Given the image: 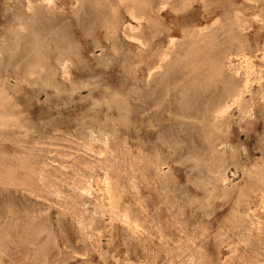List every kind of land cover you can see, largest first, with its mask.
Wrapping results in <instances>:
<instances>
[{
	"label": "rangeland",
	"instance_id": "374dc122",
	"mask_svg": "<svg viewBox=\"0 0 264 264\" xmlns=\"http://www.w3.org/2000/svg\"><path fill=\"white\" fill-rule=\"evenodd\" d=\"M263 45L264 0H0V264H264Z\"/></svg>",
	"mask_w": 264,
	"mask_h": 264
},
{
	"label": "bare ground",
	"instance_id": "6f19581e",
	"mask_svg": "<svg viewBox=\"0 0 264 264\" xmlns=\"http://www.w3.org/2000/svg\"><path fill=\"white\" fill-rule=\"evenodd\" d=\"M49 1H50V0H49ZM44 2H45V0H44ZM64 2H65V1H64ZM32 3H33V2H32ZM48 3H49V2H48ZM157 3H158V2H157ZM160 4H161V3H160ZM160 4H159V6H160ZM35 5H36V4H35ZM78 5H80V4H78ZM161 5H162V4H161ZM63 6H64V5H63ZM135 6H136V5H135ZM157 6H158V5H157ZM155 8H156V7H155ZM76 9H77V7H76ZM156 9H157V8H156ZM160 9H161V8H160ZM36 13H37V12H36ZM135 14H136V13H135ZM35 15H36V14H35ZM135 16H136V15H135ZM143 16H144V15H143ZM160 16H161V15H160ZM217 17H218V16H217ZM231 17H232V16H231ZM37 18H38V17H37ZM240 18H241V17H240ZM138 20H139V19H138ZM243 20H244V19H243ZM236 21H237V20H236ZM244 21H245V20H244ZM33 22H34V21H33ZM33 22H32V23H33ZM137 22H138V21H137ZM230 22H231V21H230ZM246 22H247V21H246ZM30 23H31V22H30ZM222 23H223V22H222ZM233 23H234V22H233ZM23 24H24V23H23ZM25 24H26V23H25ZM25 24H24V25H25ZM137 24H138V23H137ZM226 24H227V23H226ZM231 24H232V23H231ZM28 25H29V24H28ZM142 25H145V24L142 23ZM252 25H253V24H252ZM21 26H22V25H21ZM31 26H32V25H31ZM222 26H224V25H222ZM229 26L231 27V25H229ZM250 26H251V25H250ZM22 27H23V26H22ZM123 27H124V26H123ZM224 27H225V26H224ZM232 27H233V26H232ZM237 27H238V26H237ZM248 27H249V26H248ZM252 27H253V26H252ZM25 29H26V28H25ZM27 29H28V28H27ZM27 29H26V30H27ZM129 29H130V28H129ZM214 29H216V28H214ZM235 29H236V28H235ZM59 30H60V29H59ZM127 30H128V28H127ZM130 30H131V29H130ZM233 30H234V29H233ZM244 30H245V29H244ZM226 31H227V30H226ZM33 32H34V31H33ZM130 32H132V31H130ZM224 32H225V31H224ZM232 32H233V31H232ZM250 32H252V31H250ZM34 33H35V32H34ZM37 33H38V32H37ZM61 33H62V32H61ZM64 33H66V32H64ZM127 33H128V32H127ZM144 33H145V32H144ZM206 33H207V32H206ZM246 33H247V32H246ZM18 34H19V32H18ZM18 34H16V35H18ZM22 34H23V32H22ZM46 34H48V33H46ZM59 34H60V33H59ZM125 34H126V33H125ZM134 34H135V33H134ZM145 34H146V33H145ZM204 34H205V33H204ZM20 35H21V34H20ZM25 35H26V33H25ZM33 35H34V34H33ZM36 35H37V34H36ZM36 35H35V36H36ZM55 35H56V34H55ZM57 35H58V34H57ZM65 35H67V34H65ZM65 35H63V36L65 37ZM171 35H172V34H171ZM253 35H254V34H253ZM23 36H24V35H23ZM51 36H52V34H51ZM61 36H62V35H61ZM129 36H131V35H129ZM133 36H134V35H133ZM136 36H138V35H136ZM212 36H213V35H212ZM36 37H37V36H36ZM56 37H57V36H56ZM206 37H207V36H206ZM233 37H235V36H233ZM236 37H237V36H236ZM51 38H52V37H51ZM54 38H55V37H53V39H54ZM59 38H60V36H59ZM172 38H173V37H172ZM216 38H217V37H216ZM203 39H204V38H203ZM51 40H52V39H51ZM140 40H141V39H140ZM148 40H149V39H148ZM57 41H58V40H57ZM57 41H56V42H57ZM137 41H138V40H137ZM141 41H142V40H141ZM44 42H45V41H44ZM47 42H48V40H47ZM47 42H46V43H47ZM239 42H240V41H239ZM40 43H41V42H40ZM58 43H59V42H58ZM142 43H143V41H142ZM161 43H162V42H161ZM161 43H160V45H161ZM228 43H230V42H228ZM228 43H227V45H228ZM9 44H10V43H9ZM11 44H12V43H11ZM162 44H163V43H162ZM169 44H170V43H169ZM197 44H199V43H197ZM218 44H219V43H218ZM230 44H231V43H230ZM22 45H23V44H22ZM42 45H44V44H41V46H42ZM49 45H50V44H49ZM51 45H53V43H52ZM139 45H140V44H139ZM143 45H144V44H142V46H143ZM157 45H158V44H157ZM179 45H180V44H179ZM185 45H186V44H185ZM189 45H190V44H189ZM222 45H223V44H222ZM224 45H225V42H224ZM235 45H236V44H235ZM235 45H234V46H235ZM8 46H9V45H8ZM18 46H20V45H18ZM18 46H17V47H18ZM23 46H24V45H23ZM32 46H34V45H32ZM32 46H31V47H32ZM37 46H38V47H41L40 45H36V47H37ZM45 46H46V45H45ZM176 46H177V45H176ZM183 46H184V45H183ZM240 46H241V45H240ZM13 47H14V46H13ZM43 47H44V46H43ZM43 47H42V48H43ZM52 47H53V46H52ZM57 47L60 48L59 45H58ZM163 47H164V46H163ZM189 47H190V46H189ZM263 47H264V45H263ZM32 48H33V47H32ZM34 48H35V47H34ZM46 48H47V47H46ZM172 48H173V47H172ZM227 48H228V47H227ZM10 49L12 50V48H10ZM14 49H15V47H14ZM50 49H51V48H50ZM66 49H67V48H65V50H66ZM159 49H160V46H159ZM220 49H221V48H220ZM223 49H226V48H223ZM223 49H222V50H223ZM229 49H230V48H229ZM235 49H236V48H235ZM6 50H7V48H6ZM15 50H17V49H15ZM39 50H41V48H40ZM52 50H53V49H52ZM56 50H57V49H56ZM60 50H61V49H60ZM60 50H59V51H60ZM185 50H186V49H185ZM226 50H228V49H226ZM13 51H14V50H13ZM13 51H11V52H13ZM35 51H36V49H35ZM43 51H44V50H43ZM50 51H51V50H50ZM50 51H49V52H50ZM192 51H193V50H192ZM228 51H229V50H228ZM6 52H7V51H6ZM9 52H10V50H9ZM9 52H8V53H9ZM11 52H10V53H11ZM14 52H15V51H14ZM14 52H13V54H14ZM29 52H30V50H29ZM163 52H164V51H163ZM176 52H177V51H176ZM4 53H5V52H4ZM17 53H18V52H17ZM37 53H39V52L36 51V54H37ZM40 53H41V52H40ZM40 53H39V54H40ZM44 53H45V52H44ZM50 53L52 54V51H51ZM6 54H7V53H6ZM36 54H35V55H36ZM39 54H38V56H39ZM41 54H42V53H41ZM59 54H62V53H59ZM64 54H65V53H64ZM73 54H74V53H73ZM165 54H166V52H165ZM8 55H9V54H8ZM14 55H16V54H14ZM31 55H32V54H31ZM42 55H43V54H42ZM42 55H41V56H42ZM62 55H63V54H62ZM62 55H61V56H62ZM65 55H66V54H65ZM169 55H170V54H169ZM240 55H241V54H240ZM248 55H249V54H248ZM16 56L18 57V56H19V53H18V55H16ZM16 56H15V57H16ZM44 56H45V55H44ZM57 56H58V55H57ZM78 56H79V55H78ZM159 56H160V55H159ZM183 56H184V55H183ZM4 57H5V56H4ZM15 57H14V58H15ZM21 57H22V55H21ZM26 57H27V56H26ZM42 57H43V56H42ZM45 57H46V56H45ZM48 57H49V56H48ZM54 57H55V56H54ZM58 57H59V56H58ZM170 57H171V56H170ZM170 57H169V58H170ZM240 57H241V56H240ZM5 58H6V57H5ZM22 58H23V57H22ZM43 58H44V57H43ZM43 58H42V59H43ZM60 58H61V57H60ZM70 58H71V57H70ZM174 58H175V57H174ZM244 58H245V57H244ZM6 59H9V58L7 57ZM15 59H16V58H15ZM37 59H39V58H37ZM37 59H36V60H37ZM44 59H46V58H44ZM44 59H43V60H44ZM57 59H58V58H57ZM65 59H66V58H65ZM65 59H64V60H65ZM170 59H172V57H171ZM219 59H220V58H219ZM248 59H249V58H248ZM0 60H1V59H0ZM2 60H3V59H2ZM10 60H11V59H10ZM17 60H18V59H17ZM33 60H34V58H33ZM33 60H29V62H30V61H33ZM46 60H47V59H46ZM49 60H50V58H49ZM51 60H52V59H51ZM60 60H61V59H60ZM64 60H63V61H64ZM72 60H73V58H72ZM175 60H176V58H175ZM244 60H245V59H244ZM6 61H7V60H6ZM34 61H35V60H34ZM37 61H39V60H37ZM41 61H42V60H41ZM41 61H40L39 63H41ZM67 61H68V60H67ZM78 61H79V60H78ZM162 61H163V60H162ZM179 61H180V60H179ZM245 61H246V60H245ZM248 61H249V60H248ZM18 62H19V61H18ZM43 62H46V61L44 60ZM59 62H60V61H59ZM64 62H65V61H64ZM156 62H157V61H156ZM170 62H172V61H170ZM2 63H3V62H2ZM31 63H32V62H31ZM35 63H36V61L34 62V64H35ZM52 63H53V62H52ZM168 63H169V62H168ZM219 63H220V62H219ZM241 63H242V62H241ZM0 64H1V62H0ZM3 64H4V63H3ZM29 64H30V63H29ZM34 64H30V65H34ZM42 64H43V63H42ZM131 64H132V63H131ZM169 64H170V63H169ZM172 64H173V63H172ZM227 64H228V63H227ZM6 65H7V64H6ZM36 65H37V63H36ZM39 65H40V64H39ZM44 65H45V64H44ZM54 65H55V63H54ZM173 65H174V64H173ZM239 65H240V64H239ZM40 66H41V65H40ZM46 66H47V64H46ZM52 66H53V64H52ZM60 66H62V65H60ZM164 66H166V65H164ZM167 66H168V65H167ZM170 66H171V65H170ZM3 67H6V66H4V65L0 66V68H2V70H5V69H3ZM171 67H172V66H171ZM8 68H9V67H8ZM10 68H11V66H10ZM10 68H9V69H10ZM45 68H46V67H45ZM47 68H48V66H47ZM57 68H58V67H57ZM62 68H63V67H61V69H62ZM164 68H165V67H164ZM169 68H170V67H169ZM30 69H31V67H30ZM58 69H59V68H58ZM155 69H156V68H155ZM162 69H163V68H162ZM170 69H172V68H170ZM10 70H11V69H10ZM28 70H29V69H28ZM141 70H142V69H141ZM167 70H169V69H167ZM175 70H177V69H175ZM175 70H174V71H175ZM0 71H1V70H0ZM30 71H32V70H30ZM160 71H161V70H160ZM163 71H164V69H163ZM165 71H166V70H165ZM237 71H238V70H237ZM2 72H3V71H2ZM69 72H70V71H69ZM161 72H162V71H161ZM3 73H4V72H3ZM8 73H9V72H8ZM30 73H31V72H30ZM36 73H37V72H36ZM130 73H131V72H130ZM6 74H7V72H6ZM10 74H11V73H10ZM20 74H22V72H21ZM48 74H49V73H48ZM54 74H55V73H54ZM145 74H146V73H144L143 75H145ZM159 74H160V72L158 73V75H159ZM226 74H227V73H226ZM4 75H5V73H4ZM24 75H25V74H24ZM230 75H231V74H230ZM10 76H11V75H10ZM10 76H9V77H10ZM25 76H26V75H25ZM145 76H146V75H145ZM145 76H143V77H145ZM152 76H153V75H152ZM0 77H2V76H0ZM6 77H7V76H6ZM156 77H158V76H156ZM161 77H162V76H161ZM232 77H233V75H232ZM2 78H3V77H2ZM7 78H8V77H7ZM62 78H63V75H62ZM201 78H203V76H202ZM209 78H210V77H209ZM153 79H154V77H153ZM158 79H159V78H158ZM205 79H206V78H205ZM56 80H57V79H56ZM159 80H160V79H159ZM163 80H164V79H163ZM225 80H227V79H225ZM10 81H11V80H10ZM58 81H60V79H59ZM194 81H195V80H194ZM198 81H199V79H198ZM203 81H206V80H203ZM155 82H156V80H155ZM157 82H158V81H157ZM196 82H197V81H196ZM226 82H227V81H226ZM237 82H238V81H237ZM59 83H60V82H59ZM67 83H68V82H67ZM150 83H151V82H150ZM238 83H239V82H238ZM146 84L148 85V82H147ZM153 84H154V83H153ZM153 84H152V85H153ZM164 84H165V83H164ZM195 84H196V85H199V84H197V83H195ZM204 84H206V83H204ZM212 84H213V83H212ZM68 85H69V84H68ZM134 85H135V84H134ZM138 85H139V84H138ZM154 85H156V83H155ZM160 85H161V84H160ZM193 85H194V84H193ZM206 85H208V84H206ZM189 86H190V84H189ZM199 86H200V85H199ZM208 86H209V85H208ZM146 87H147V86H146ZM197 87H198V86H197ZM203 87H204V86H203ZM218 87H220V86H218ZM223 87H224V86H223ZM154 88H155V87H153L152 89H154ZM187 88H188V87H187ZM191 88H192V87H191ZM193 88H194V87H193ZM245 88H246V87H245ZM140 89H141V88H140ZM143 89H144V88H143ZM143 89H142V90H143ZM150 89H151V88H150ZM152 89H151V90H152ZM156 89H157V88H156ZM200 89H201V88H200ZM200 89H198V91H197V89H196V92H199ZM222 89H223V88H222ZM179 90H182V89H179ZM188 90H189V89H188ZM194 90H195V88H194ZM202 90H204V88H203ZM208 90H209V89H208ZM218 91H219V90H218ZM150 92H151V91H150ZM155 92H156V91H155ZM180 92L182 93L183 91H180ZM194 92H195V91H194ZM196 92H195V93H196ZM212 92H213V91H212ZM230 92H231V91H230ZM153 93H154V92H153ZM157 93H158V92H157ZM178 93H179V91H178ZM184 93L186 94V92H184ZM184 93H183V94H184ZM190 93H192V92L190 91ZM200 93H202V92H200ZM215 93H216V92H215ZM220 93H221V91H220ZM154 94H156V93H154ZM223 94H224V93H223ZM142 95H143V94H142ZM144 95H145V94H144ZM144 95H143V96H144ZM193 95H194V94H193ZM202 95H204V94H202ZM215 95H216V94H215ZM234 95H235V96H234ZM241 95H242V91H241V90L238 91V92H236V93H234V94L232 93L233 100H234V101H237V100L241 97ZM150 96H151V95H150ZM150 96H149V97H150ZM181 96H182V95H180V98H181ZM194 96H196V95H194ZM217 96H218V95H217ZM222 96H223V95H222ZM222 96H221V97H222ZM189 97H190V95H189ZM203 97H205V96H203ZM214 97H215V96H214ZM221 97H219L218 99H220ZM139 98H140V97H139ZM142 98H143V97H142ZM147 98H148V97H147ZM147 98H146V99H147ZM153 98H154V97H153ZM157 98H158V97H157ZM157 98H156V99H157ZM185 98H186V97H185ZM212 98H213V97H212ZM137 99H138V98H137ZM143 99H144V98H143ZM182 99H183V98H182ZM191 99H192V96H191ZM197 99H198V98H197ZM224 99H225V98H224ZM138 100H142V99H138ZM147 100H148V99H147ZM149 100H151V98H150ZM153 100H154V99H153ZM176 100H177V99H176ZM179 100H180V99H179ZM179 100H178V101H179ZM183 100H185V99H183ZM194 100H195V99H194ZM199 100H201V99H199ZM215 100H216V98H215ZM215 100H214V101H215ZM220 100H221V99H220ZM128 101H129V100H128ZM142 101H143V100H142ZM178 101H177V102H178ZM189 101H190V100H189ZM192 101H193V100H192ZM221 101H222V100H221ZM225 101H226V100H225ZM140 102H141V101H140ZM143 102H144V101H143ZM146 102H147V101H146ZM184 102H185V101H184ZM202 102H203V101H202ZM153 103H154V102H153ZM181 103H182V102H181ZM185 103H186V102H185ZM216 103H217V101H216ZM227 103H228V102H227ZM144 104H145V103H144ZM146 104H147V103H146ZM146 104H145V105H146ZM150 104H152V103H150ZM178 104H180V102H179ZM193 104H194V102H193ZM210 104H211V103H210ZM190 105H191V104H190ZM197 105H198V104H197ZM202 105H203V104H202ZM207 105H208V104H207ZM213 105H214V104H213ZM216 105H217V104H216ZM148 106H149V105H148ZM151 106H152V105H151ZM176 106H177V105H176ZM176 106H175V107H176ZM181 106H182V105H181ZM198 106H199V105H198ZM220 106H221V105H220ZM220 106H219V107H220ZM227 106H228V104H227ZM114 107H115V106H114ZM152 107H153V106H152ZM178 107H179V106H178ZM182 107H183V106H182ZM214 107H215V106H214ZM224 107H225V106H224ZM140 108H141V107H140ZM209 108H210V107H209ZM211 108H212V107H211ZM225 108H226V107H225ZM225 108H224V109H225ZM224 109H222V107H220V108H218L216 111L219 113V112H222ZM138 110H139V109H138ZM138 110H137V111H138ZM144 110H145V109H144ZM203 110H204V109H203ZM209 110H210V109H209ZM146 111H147V110H146ZM179 111H180V110H179ZM226 111H227V110H226ZM180 112H181V111H180ZM180 112H178V113H180ZM212 112H214V111H212ZM214 113H215V112H214ZM135 114H136V113H135ZM190 114H191V113H190ZM211 116H213V115H211ZM149 117H150V116H149ZM138 118H139V117H138ZM143 118H145V117H143ZM130 119H131V118H130ZM142 121H143V120H142ZM144 122H145V121H144ZM144 122H143V123H144ZM145 127H146V126H145ZM130 128H131V127H130ZM136 128H137V127H136ZM142 128H143V127H141V129H142ZM131 129H132V128H131ZM124 132H125V131H124ZM124 132H123V133H124ZM128 132H129V131H128ZM140 132H141V131H140ZM136 134H137V132H136ZM123 136H124V135H123ZM138 136H139V135H138ZM141 136H142V135H141ZM105 137H106V136H105ZM119 137H121V134H120ZM106 138H107V137H106ZM145 138H146V137H145ZM121 139H122V138H121ZM1 140H2V139H1ZM129 140H130V139H129ZM133 140H134V139H133ZM107 141H108V140H107ZM144 141H145V140H144ZM146 141H147V140H146ZM5 142H6V141H5ZM127 142H128V140H127ZM129 142H130V141H129ZM148 143L151 144L150 142H148ZM128 144H129V143H128ZM134 144H135V143H134ZM146 144H147V142H146ZM83 145H84V144H83ZM102 145H103V144H102ZM2 146H3V145H2ZM21 146H22V145H21ZM117 146H118V145H117ZM151 146H152V145H151ZM3 147H4V146H3ZM121 147H122V146H121ZM149 147H150V146H149ZM153 147H154V146H153ZM153 147H152V148H153ZM155 147H156V146H155ZM109 148H110V147H109ZM156 148H157V147H156ZM19 149H20V148H19ZM150 149H151V147H150ZM115 150H116V149H115ZM143 150H144V149H143ZM148 150H149V149H148ZM158 150H159V149H158ZM23 151H24V150H23ZM92 151H93V150H92ZM5 152H6V151H5ZM160 152H161V151H160ZM162 152H163V151H162ZM149 153H150V152H149ZM152 153H153V152H152ZM87 154H88V153H87ZM118 155H119V154H118ZM83 156H84V155H83ZM262 156H263V155H262ZM121 160H122V159H121ZM170 161H173V160H170ZM118 162H119V161H118ZM124 162H125V161H124ZM112 163H113V162H112ZM114 163H115V162H114ZM257 163H258V162H257ZM169 164H170V163H169ZM158 166H159V165H158ZM125 167H126V166H125ZM48 170H49V169H48ZM119 170L121 171V169H119ZM123 170H124V169H123ZM134 170H135V169H134ZM125 171H126V169H125ZM46 172H47V171H46ZM115 172H116V171H115ZM123 172H124V171H123ZM26 173H27V172H26ZM108 174H109V173H108ZM151 175H152V173H151ZM151 175H150V176H151ZM122 176H123V174H122ZM119 178H120V177H119ZM129 178H130V177H129ZM36 180H37V179H36ZM147 180H148V179H147ZM112 181H113V180H112ZM118 181H119V180H118ZM115 182H117V181H115ZM125 182H126V180H125ZM125 182H124V183H125ZM117 183H118V182H117ZM124 183H123V184H124ZM156 183H157V182H156ZM118 185H119V184H118ZM109 187H110V186H109ZM109 187H107V188H109ZM118 187H119V186H118ZM143 187H145V186H143ZM158 187H159V186H158ZM161 187H162V186H161ZM113 188H114V187H113ZM119 188H120V187H119ZM156 188H157V187H156ZM112 190H113V189H111L110 191H112ZM120 190H121V189H120ZM142 190H143V189H142ZM151 190H152V189H151ZM114 191H117V190H114ZM147 191H148V190H147ZM142 192H143V191H142ZM144 192H145V191H144ZM112 193H113V192H112ZM115 194H116V193H115ZM118 194H119V192H118ZM120 194H121V193H120ZM127 194H128V193H127ZM143 194H144V193H143ZM141 195H142V194H141ZM112 196H113V195H112ZM115 196H116V195H115ZM143 196L145 197L146 195H143ZM164 197H165V196H164ZM117 199H118V198H117ZM113 200H114V197H113ZM115 200H116V199H115ZM126 201H127V200H126ZM126 203H127V202H126ZM127 204H128V203H127ZM107 206H108V205H107ZM141 206H142V205H141ZM146 206H149V204L146 205ZM124 207H125V206H124ZM148 208H149V207H148ZM119 209H120V208H119ZM125 209H126V208H125ZM151 209H152V208H151ZM153 210H154V209H153ZM153 210H152V211H153ZM149 211H150V210H149ZM117 212H118V211H117ZM145 212H146V211H145ZM150 212H151V211H150ZM119 213H120V212H119ZM121 213H122V212H121ZM124 213H125V212H124ZM123 215H124V214H123ZM125 215H126V214H125ZM148 215H149V214H148ZM116 217H117V216H116ZM125 218H126V217H125ZM110 221H111V220H110ZM125 223H126V222H125ZM112 224H113V223H112ZM114 225H115V224H114ZM85 226H86V225H85ZM132 229H134V228H132ZM183 230H184V228H183ZM148 233H149V232H148ZM160 234H161V233H160ZM144 245H145V244H144ZM61 248H62V247H61ZM107 249H108V248H107ZM243 249H244V248H243ZM120 250H121V249H120ZM99 254H100V253H99ZM109 254H110V253H109ZM69 256H70V255H69ZM1 257H2V256H1ZM126 258H127V257H126ZM141 259H142V258H141ZM132 261H133V260H132ZM203 262H205V261H203ZM102 263H103V262H102Z\"/></svg>",
	"mask_w": 264,
	"mask_h": 264
}]
</instances>
